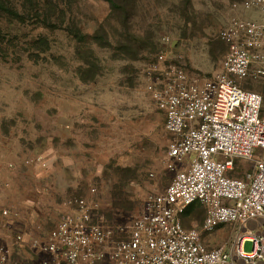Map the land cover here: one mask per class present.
Returning a JSON list of instances; mask_svg holds the SVG:
<instances>
[{"label": "rangeland", "instance_id": "obj_1", "mask_svg": "<svg viewBox=\"0 0 264 264\" xmlns=\"http://www.w3.org/2000/svg\"><path fill=\"white\" fill-rule=\"evenodd\" d=\"M130 1L124 24L104 0H0L7 9H0V209L20 214L0 227V247L12 264L41 260L27 246L19 250L16 236L24 234L25 245L45 237L72 197L97 201L104 223L131 226L146 197L164 191L175 174L171 135L146 91L145 70L171 49L191 77H213L227 54L220 32L247 18L232 9L242 0ZM247 13L264 21L258 11ZM240 85L264 96V77ZM37 156L46 168L25 164ZM254 158L261 159L257 151ZM236 164L234 177L256 172L253 161ZM199 207L184 214L187 229L202 231ZM240 232L225 224L203 240L209 249L229 247ZM252 250L247 242L245 251Z\"/></svg>", "mask_w": 264, "mask_h": 264}, {"label": "built area", "instance_id": "obj_2", "mask_svg": "<svg viewBox=\"0 0 264 264\" xmlns=\"http://www.w3.org/2000/svg\"><path fill=\"white\" fill-rule=\"evenodd\" d=\"M232 9L264 15V0H242ZM219 36L227 54L213 77H191L171 49L144 72L146 91L171 135L168 167L175 174L166 190L146 197L130 227L104 223L91 198H69L45 237H30L25 245L24 234L16 236L19 250L27 246L42 255L37 264H264V229L254 231L264 225V100L240 85L264 77V21L236 17ZM240 159L253 161L256 172L232 176ZM25 164L47 167L42 156ZM196 204L206 211L202 231L184 225V214ZM19 219L17 211L0 209L2 229ZM225 224L239 226L240 234L229 247L209 249L203 234ZM0 264H12L4 246Z\"/></svg>", "mask_w": 264, "mask_h": 264}, {"label": "trees", "instance_id": "obj_3", "mask_svg": "<svg viewBox=\"0 0 264 264\" xmlns=\"http://www.w3.org/2000/svg\"><path fill=\"white\" fill-rule=\"evenodd\" d=\"M104 1L109 4L110 9L113 11V13H117L119 15V19L122 21V23L125 24L127 17L130 16L129 13L131 10L130 8L131 1L130 0H104ZM1 6L2 4L0 3V9L7 10L5 7H1ZM16 16L18 18L20 17L18 14ZM263 100H264V96H263ZM262 112L264 113V103H263Z\"/></svg>", "mask_w": 264, "mask_h": 264}, {"label": "crops", "instance_id": "obj_4", "mask_svg": "<svg viewBox=\"0 0 264 264\" xmlns=\"http://www.w3.org/2000/svg\"><path fill=\"white\" fill-rule=\"evenodd\" d=\"M244 14H245V16L244 17H247V19H251V18H249V14L248 13H246V12H244ZM166 190V189H165ZM164 190V191H165ZM164 191H162V192H164ZM159 193H161V192H159ZM192 208V207H191ZM200 209H203L204 211H205V209L204 208H202V207H199ZM205 213H206V211H205Z\"/></svg>", "mask_w": 264, "mask_h": 264}]
</instances>
